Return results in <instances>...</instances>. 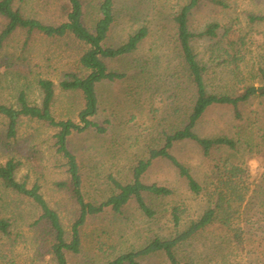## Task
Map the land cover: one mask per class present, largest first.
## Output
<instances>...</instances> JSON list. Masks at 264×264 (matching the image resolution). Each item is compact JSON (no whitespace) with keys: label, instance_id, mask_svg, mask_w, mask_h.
Returning a JSON list of instances; mask_svg holds the SVG:
<instances>
[{"label":"rangeland","instance_id":"obj_1","mask_svg":"<svg viewBox=\"0 0 264 264\" xmlns=\"http://www.w3.org/2000/svg\"><path fill=\"white\" fill-rule=\"evenodd\" d=\"M188 1L115 0V23L106 45L119 47L142 27L149 30V36L135 53L106 61L111 71L126 75L122 81L98 86L99 111L91 120L101 125L108 121L107 133L87 130L69 139L68 146L81 168L84 197L90 203L99 205L114 193L110 177L132 183L133 169L148 158L151 148L162 145L163 133L186 122L194 91L184 74L174 17ZM222 1L226 7L202 3L189 23L194 34L210 24L220 25L219 38L193 41L200 63L207 68L208 89L237 94L253 85L262 93L264 22L251 23L249 17L264 16V0ZM102 2L83 0L84 23L92 32L101 18ZM62 5L63 0L17 2L27 17L50 25L67 21ZM2 26L0 18V29ZM232 34L245 42L237 54L227 51L226 40ZM86 50L71 35L48 38L16 32L0 50V103L18 108V98L25 93L29 104L40 106L43 95L38 81L51 80L56 85L55 119L81 124L82 93L64 92L60 83L70 74L88 75L79 62ZM240 109L241 121L234 118L231 108H216L196 128L201 137L240 140L237 150L217 149L210 157H204L192 143L179 144L173 150L203 188L199 195L191 193L169 162L155 161L143 182L171 187L174 194L160 198L145 195L155 212L153 218L146 216L135 200L121 214L106 210L89 216L80 228V252H66L67 264H106L141 249L154 238L169 239L215 208L221 197L223 206L213 224L180 246L178 257L189 264H264V147L261 151L256 146L264 129V97H254ZM56 132L43 122L23 118L17 137L7 141L6 121L0 117V164L11 157L20 162L16 179L28 188L40 186L44 199L59 214L70 243L80 207L56 185L68 179L65 160L55 147ZM234 167L242 172L232 175ZM175 208L180 210L179 225L174 222ZM0 210L11 224L9 235L0 234V264H57L52 251L54 233L41 221V210L32 200L0 182ZM141 263L169 264L161 254Z\"/></svg>","mask_w":264,"mask_h":264},{"label":"trees","instance_id":"obj_2","mask_svg":"<svg viewBox=\"0 0 264 264\" xmlns=\"http://www.w3.org/2000/svg\"><path fill=\"white\" fill-rule=\"evenodd\" d=\"M18 1L0 0V18L3 20V26L0 29V50L18 31H25L28 36L37 33L48 38H64L71 35L87 47L79 62L81 67L89 72L88 75L79 77L70 74L66 80L60 83V88L64 92L82 93L84 109L79 114L81 124H76L72 120L57 121L55 119L52 108L56 100V85L51 80L41 79L38 81L43 95L40 106L29 104L25 93H21L18 98V108L0 103V117L6 121L5 137L7 141L17 137L19 123L23 118L43 122L57 130L54 135L55 147L57 153L62 155L65 160L68 179L58 182L56 185L60 190L68 193L80 207V216L73 226L70 243L66 241V233L59 214L44 199L40 186L34 185L32 188H28L26 183H20L16 179V173L20 167V162L16 158L11 157L5 164H0V182L6 189L32 200L41 210V221H45L54 233L55 243L52 246V251L57 264H67L66 252L75 254L80 252V228L86 223L89 216L104 213L106 210L121 214L123 209L135 200L139 209L149 218H153L155 212L148 206L145 195L160 198L170 197L174 194L171 187L159 184L148 185L143 182L144 175L155 161L169 162L177 170L179 177L187 182L191 193L199 195L203 188L194 178L190 169L173 154L174 148L179 144L192 143L201 150L204 157H210L217 149L237 150L240 140L226 136L201 137L196 132V128L206 115L216 108H231L234 118L241 121L243 114L240 106L248 103L254 97H264V87L261 89L263 92L260 93V89L253 85L245 86L242 92L237 94H220L208 89L207 68L200 63L193 48V41L197 38L211 40L219 38L220 25L210 24L201 33L194 34L190 30V18L193 12L204 2L220 7H226V4L222 0H189L174 17L177 46L183 61L184 74L188 85L194 91L193 105L186 122L181 128L163 133L162 145L158 148H151L148 152V158L139 161L133 169L132 183L123 184L114 177H110V182L115 190L114 193L99 205L90 203L84 197L81 168L77 157L68 146L69 139L74 133H82L87 130H94L100 135L107 133L108 121L101 125L91 120L98 115L99 111L98 86L103 82L122 81L126 75L111 71L106 61L127 57L135 53L141 43L149 36V30L142 27L129 36L128 40L121 46L109 47L106 42L115 23V0H103L100 7L101 18L98 20L94 32L90 31L84 23L83 0H63L62 7L66 13L67 21L58 25L46 24L41 20L27 17L22 8L17 6ZM249 21L251 23L264 22V16L251 15ZM227 34H229L228 31H226ZM233 35L232 37L228 35V38L226 36L227 51L237 54L245 42L241 36ZM234 57L236 58V56ZM260 133V141L256 146L262 151L264 129ZM249 149L252 150L251 146ZM241 172L242 169L234 167L232 175L236 176L235 173ZM228 185L230 184H226V186ZM237 197L242 200V197ZM223 201L221 197L215 208L208 209L197 221L191 222L185 230L178 232L175 236L169 239L154 238L141 249L127 252L106 264H142V259L157 254L165 256L169 264H189L178 257L179 247L213 224L217 210L223 206ZM173 217L175 225H179V208L174 209ZM10 229V222L3 218L0 210V234L9 235Z\"/></svg>","mask_w":264,"mask_h":264}]
</instances>
